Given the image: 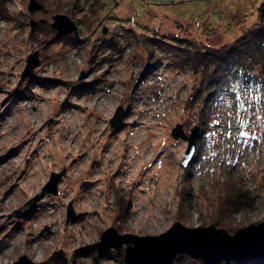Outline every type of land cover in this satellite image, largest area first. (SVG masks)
Masks as SVG:
<instances>
[{
  "label": "rangeland",
  "instance_id": "374dc122",
  "mask_svg": "<svg viewBox=\"0 0 264 264\" xmlns=\"http://www.w3.org/2000/svg\"><path fill=\"white\" fill-rule=\"evenodd\" d=\"M37 1L30 11V0H0V264H58L56 251L69 264H124L125 246L85 248L111 226L157 235L180 221L234 233L264 221V96L240 88L235 104L211 110L193 95L201 76L157 43L229 44L263 0ZM56 14L79 36L59 33ZM178 124L188 135L201 126L187 166ZM53 172L63 173L58 193L19 216Z\"/></svg>",
  "mask_w": 264,
  "mask_h": 264
},
{
  "label": "water",
  "instance_id": "95a60500",
  "mask_svg": "<svg viewBox=\"0 0 264 264\" xmlns=\"http://www.w3.org/2000/svg\"><path fill=\"white\" fill-rule=\"evenodd\" d=\"M40 6L39 1L30 0V11L39 9ZM53 19L52 25L59 33H74L75 36H79L78 25L70 16L56 14ZM36 24L37 21L31 22L33 26ZM38 63V51H36L28 56L23 76L30 75L33 67ZM123 116L124 109L120 107L111 120L113 126H117ZM201 134L200 125H195L189 135L183 130L182 124H178L174 128V137H182L188 141L187 148L182 155L184 166L195 159L197 142ZM62 174V172H53L41 193L34 198L30 208L19 213V216L28 215L35 208L37 200L46 193L57 194ZM74 215L75 212L70 206L68 217L71 218ZM123 246H125L124 264H176L180 255H188L205 264L264 258V221L241 227L234 233H230L226 228L218 227L214 223L189 227L180 221H175L169 229L157 235L121 233L117 228L111 226L103 231L100 241L85 249L97 250L101 255L106 249L115 248L121 251ZM27 262L28 259L23 256L16 264Z\"/></svg>",
  "mask_w": 264,
  "mask_h": 264
},
{
  "label": "trees",
  "instance_id": "16d2710c",
  "mask_svg": "<svg viewBox=\"0 0 264 264\" xmlns=\"http://www.w3.org/2000/svg\"><path fill=\"white\" fill-rule=\"evenodd\" d=\"M257 15V22L229 44L203 47L182 37H173L172 41L157 40L160 47L171 48L177 67L201 76L193 95L203 98L211 110L235 104L240 88L251 95L264 96V0L258 6ZM52 260L58 264H69L63 251H56ZM251 260L264 264V258L215 264H248ZM176 264L205 263L180 255Z\"/></svg>",
  "mask_w": 264,
  "mask_h": 264
},
{
  "label": "bare ground",
  "instance_id": "6f19581e",
  "mask_svg": "<svg viewBox=\"0 0 264 264\" xmlns=\"http://www.w3.org/2000/svg\"><path fill=\"white\" fill-rule=\"evenodd\" d=\"M99 100H100V99H99ZM102 103H103V102H102V100H101V101H100V103H99V105L101 106V105H102ZM34 121H35V120H34Z\"/></svg>",
  "mask_w": 264,
  "mask_h": 264
},
{
  "label": "snow or ice",
  "instance_id": "6c2138e0",
  "mask_svg": "<svg viewBox=\"0 0 264 264\" xmlns=\"http://www.w3.org/2000/svg\"><path fill=\"white\" fill-rule=\"evenodd\" d=\"M240 135H242V136H243V135H244V133H243V132H241V133H240Z\"/></svg>",
  "mask_w": 264,
  "mask_h": 264
}]
</instances>
